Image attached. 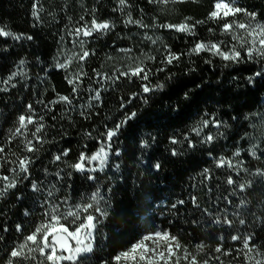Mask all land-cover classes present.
<instances>
[{
    "label": "trees",
    "instance_id": "trees-1",
    "mask_svg": "<svg viewBox=\"0 0 264 264\" xmlns=\"http://www.w3.org/2000/svg\"><path fill=\"white\" fill-rule=\"evenodd\" d=\"M35 2L0 0V27L32 37L18 41L0 37V146L9 161L24 156L32 160L29 174L17 175L16 187L0 195V264L13 259L11 250L44 221L50 203L61 204L63 211L90 202L96 191L103 197L99 207L106 215L94 213L99 222L93 251L78 264H114L113 257L158 230L177 236L200 264L204 260L248 264L242 249L243 237L249 235L264 252V176L255 175L256 169H264V75L248 81L264 69V60L248 61L243 51L245 62L236 64L207 51L191 53L199 41H223L225 51L234 43L221 31L223 20L208 19L216 0H169L167 4L127 0L123 6L119 0H39V19L32 15ZM235 6L255 12L256 21L264 23V0H235ZM129 17L147 27L127 23ZM186 17L192 18L189 24L204 21L196 25L194 36L160 27L178 25ZM93 19L113 27L88 37L73 34ZM235 19L248 22L243 14ZM82 50L90 55L80 61ZM169 50L180 54L179 61L162 63ZM141 61L152 69L151 85L164 87L128 103L148 81L115 77ZM159 68L164 71L158 72ZM13 73L14 78L4 83ZM104 74L110 78H102ZM69 79H75V84H69ZM95 91L100 92L99 100L94 99ZM61 96L70 103L61 101ZM132 112L135 118L120 128L108 148L107 131ZM20 115H33L44 125L38 134L43 143L31 135L35 125L28 126L26 136L17 135L9 143ZM211 117L220 121V127L209 124L197 135L193 129ZM209 134L215 139L204 142ZM26 139L32 140L37 151L25 150ZM143 141L147 147H142ZM102 143L110 152L102 171L78 172L70 167L81 152L91 156ZM253 145H259L260 159L249 153ZM238 149L241 154L236 157ZM65 150L68 155L56 161L54 157ZM220 158L243 161L248 171L237 175L227 166L217 167ZM15 166L5 163L0 174L12 175L9 168ZM229 176L237 183L229 185ZM248 181L251 187L240 191L238 184ZM33 184L39 191L33 190ZM65 197L67 204L62 203ZM225 216L233 221L231 226L223 223ZM233 235L242 239L233 241ZM198 244L205 245L199 254ZM217 246L231 255L216 253ZM33 255L42 259L38 253ZM216 256L220 260L209 259Z\"/></svg>",
    "mask_w": 264,
    "mask_h": 264
},
{
    "label": "snow or ice",
    "instance_id": "snow-or-ice-1",
    "mask_svg": "<svg viewBox=\"0 0 264 264\" xmlns=\"http://www.w3.org/2000/svg\"><path fill=\"white\" fill-rule=\"evenodd\" d=\"M154 3L167 4L169 0H152ZM172 2H184V0H172ZM39 0L33 4V13L32 15L39 19ZM120 5H126L127 0H119ZM243 14L248 18V22H241L235 18L238 15ZM256 13L248 12L247 9L235 6V0H216L213 10L208 14V19L213 21H221L224 23L221 25V31L225 35H229L234 41L231 46L228 47V50L225 51L222 49L221 44L223 41L219 42H209L205 43L203 41L196 42L194 47L191 49V53L199 54L200 52L207 51L213 56H219L224 61H231L232 63H243L245 62V56L241 55L243 51L246 54V59L248 61L256 62L258 60H264V23L256 21ZM229 17H232V20H229ZM83 19V17H81ZM191 17H186L183 23L178 25L174 24H164L160 27L175 29L178 32H185L190 35H195V28L197 24L204 23V21H195L192 24H189L188 21L191 20ZM127 23H135L141 27H147L139 20H132L129 17ZM113 25L108 21L98 22L96 19L91 21V24L85 23L81 27H78L74 31V35L77 37L91 36L93 33L97 32H106L110 30ZM211 31V29H209ZM0 37L12 38L14 40L28 39L31 40V36L25 37L23 34H15L11 31H6L4 28L0 27ZM149 39H151L149 37ZM83 45V41H79ZM155 43V41H153ZM121 51L130 52L131 49ZM90 55L89 51L82 50V54H78V59L80 61L85 60ZM149 59L154 60L155 57H149ZM180 54L172 53L168 51V55L164 57L162 63L172 64L174 61H179ZM24 61H20V64L23 65ZM70 64V61L68 62ZM206 63H211V61H206ZM67 64H58L57 67L65 68ZM157 71H164V68H159ZM152 74V69L148 68L143 61L136 64L135 66H129L127 71L120 72V77H136L141 81H148V83L141 84V93L134 94L132 98L129 99L128 103H131L137 95L147 94L149 92L162 90L164 85L157 84L155 86L151 85L149 77ZM16 73H13L8 80L4 83H8ZM80 75H86L85 73H80ZM100 76V73H97ZM264 75V69L261 71H256L253 73V76L248 77L249 83H253L255 77ZM104 79H109L110 77L107 74H104ZM79 79V76L76 77ZM75 79H69L68 83L74 85ZM14 86V85H13ZM73 91H76V88L73 87ZM185 98H187V93H185ZM94 99H100V92L95 91ZM61 101L70 103V100L67 96H61ZM147 102V101H145ZM121 107H124V104H121ZM30 112L33 111L32 106L28 105ZM136 116L135 112L126 114L124 120L116 124L114 129H109L106 133L107 147L110 148L111 141L114 136L117 135L120 128L127 124L129 120L134 119ZM41 119H43L41 117ZM209 124H212L216 128L220 127V121L216 120L215 117L210 119H205L202 121L200 127L193 129L197 135L200 134L203 128L208 127ZM29 125H35V131L31 133L32 137L35 138L37 142L43 143V139L39 133L42 132L44 125L42 123H37L33 115H20L18 117V127L12 132L9 143L11 139L15 138L17 135H25ZM23 130V131H22ZM215 137L211 134L204 137V142L211 143ZM173 144L177 143L175 139L171 141ZM148 142L143 141L142 147H147ZM25 150L27 152H35L37 148L33 144L32 140L26 139L25 141ZM189 147H194V145L189 142ZM259 145H253L249 149L250 155L255 159H260V156L257 155V150ZM173 155L177 153L175 150L172 152ZM240 150L238 149L233 155L236 157L240 156ZM15 155V153H13ZM68 151L65 150L61 155L54 157L56 161L62 159V156H67ZM118 155V153H117ZM108 158V151L106 150L105 145L102 143L99 150L93 153L91 156L86 155L81 152L76 163L70 165L71 168L78 172H95L97 168H89L88 164L92 162L99 163V170H103L106 161ZM0 169L4 167L5 163L15 164V167L9 168V172L12 175H2L0 174V195H3L10 188H15L17 181L15 177L19 174H24L27 176L29 174V166L32 163L30 157L24 156L18 158L15 161H9L5 154V149L3 146H0ZM217 167L227 166L229 169H233L237 175L240 171L247 172L248 170L244 168L243 161L237 160L235 163L232 159L229 158H220L216 161ZM155 169H159L161 165L159 163L154 165ZM205 169V173H207ZM59 175V173H57ZM255 175L264 176V169H256ZM89 179H95L94 176H88ZM207 178V177H206ZM229 185H234L237 182L229 176L226 181ZM247 187H251V181L247 183L238 184L240 191H244ZM34 191H39L36 184L32 185ZM49 196L52 195V192L48 193ZM103 197L100 195L99 191L92 193L90 197V202L77 204L70 206L65 210H61V204L50 203L49 208L44 212V221L35 228L33 232L28 234L24 240L14 247L10 256L13 258L8 261V264H14V261H19L20 264H23L25 260L36 261V264H78L81 261V258L88 253L93 251V244L95 239V231L97 227L98 218L94 213H98L100 216H105L106 212L102 211L99 207L100 201ZM195 202V198H193ZM63 204L68 203V197H65L62 201ZM179 203H183L180 201ZM231 203V201H229ZM245 203L241 201V204ZM218 223L220 221H217ZM223 223L231 226L233 221L228 219L225 216ZM240 224L244 223L243 219L239 220ZM6 230V229H5ZM21 230V226L17 225V231ZM223 239V237H221ZM233 241L241 240L242 238L238 235H233L231 237ZM253 237L251 235L243 237V249L244 256L248 261V264H264V252H261L260 248L252 243ZM205 248L204 244L196 245V252L199 254L203 252ZM216 253H222L224 255H231V252L225 251L222 246H217L215 249ZM34 253H38V256L42 259H38ZM209 259L220 260L219 256L210 257ZM114 264H181V261H184L185 264H200L197 260V256L189 252L187 246L181 244L177 236L172 235L168 231H155L149 232L144 235L139 241L133 243L130 248L125 251L120 252L118 255L113 257ZM203 264H209V260H204ZM223 264V261L220 262Z\"/></svg>",
    "mask_w": 264,
    "mask_h": 264
},
{
    "label": "rangeland",
    "instance_id": "rangeland-1",
    "mask_svg": "<svg viewBox=\"0 0 264 264\" xmlns=\"http://www.w3.org/2000/svg\"><path fill=\"white\" fill-rule=\"evenodd\" d=\"M107 151H108V157H109V154H110V152H109V150L108 149H106ZM108 159V158H107ZM88 167L89 168H99V163L98 162H92L91 164H88Z\"/></svg>",
    "mask_w": 264,
    "mask_h": 264
}]
</instances>
